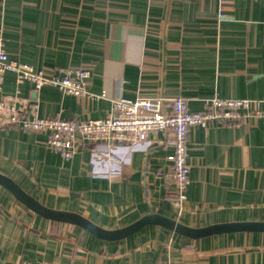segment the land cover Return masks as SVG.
Wrapping results in <instances>:
<instances>
[{
  "label": "crops",
  "instance_id": "0c3cea01",
  "mask_svg": "<svg viewBox=\"0 0 264 264\" xmlns=\"http://www.w3.org/2000/svg\"><path fill=\"white\" fill-rule=\"evenodd\" d=\"M10 58L48 74L92 72L97 100L5 76L3 97L23 117L104 119L123 97H184L203 112L214 97L264 101V0H0ZM264 110V103L262 104ZM48 134L11 124L0 110V174L45 208L106 230L157 215L203 229L264 224V118L210 122L189 132L182 208L171 200L169 133L145 143L85 144L70 159ZM0 264H264V231L192 238L148 224L106 239L45 217L0 185Z\"/></svg>",
  "mask_w": 264,
  "mask_h": 264
},
{
  "label": "built area",
  "instance_id": "2783aa9c",
  "mask_svg": "<svg viewBox=\"0 0 264 264\" xmlns=\"http://www.w3.org/2000/svg\"><path fill=\"white\" fill-rule=\"evenodd\" d=\"M12 73L16 88L20 90L28 82L36 90L45 86L59 89L65 95L97 100L106 93L96 94L89 90L88 81L92 72L86 68L57 67L52 73L10 58L5 41L0 37V110H8L11 124L27 132L48 134L47 145L63 159L72 158L85 145H138L149 140L151 135L169 133L173 154V186L171 200L179 208L187 201L190 174L189 132L192 128L210 122H239L247 116L264 118V101L214 97L207 101L208 109L193 112L188 100L176 97L137 98L119 97L104 119H65L39 116V104H35L31 116L23 117L15 106L7 104L3 97L5 76Z\"/></svg>",
  "mask_w": 264,
  "mask_h": 264
},
{
  "label": "water",
  "instance_id": "95a60500",
  "mask_svg": "<svg viewBox=\"0 0 264 264\" xmlns=\"http://www.w3.org/2000/svg\"><path fill=\"white\" fill-rule=\"evenodd\" d=\"M0 185H2L10 192H12L19 200H21L23 203H25L35 212L53 220L77 224L85 228L86 230L96 234L97 236L106 239L125 238L127 236H130L138 232L140 229H142L144 226L148 224H158L170 228L177 233H181L192 238H203L206 236H211L214 234L225 233V232L264 231V224H224V225L212 226L203 229H194L183 226L178 222H175L168 218L152 215L141 219L139 222L135 223L134 225L128 228L110 232L91 224L90 222H88L79 215L69 214L66 212H59L43 207L35 200L27 196L14 182L2 176L1 174H0Z\"/></svg>",
  "mask_w": 264,
  "mask_h": 264
}]
</instances>
